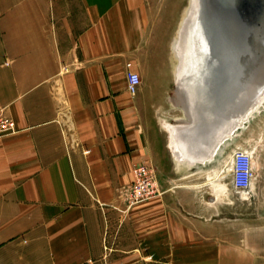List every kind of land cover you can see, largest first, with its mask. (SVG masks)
Here are the masks:
<instances>
[{
  "label": "crops",
  "instance_id": "crops-1",
  "mask_svg": "<svg viewBox=\"0 0 264 264\" xmlns=\"http://www.w3.org/2000/svg\"><path fill=\"white\" fill-rule=\"evenodd\" d=\"M137 13L134 0H0V106L17 127L0 138V264H98L118 215L157 261L264 264V226L232 228L214 211L229 190L210 168L218 150L178 160L153 104L129 93ZM135 164L161 193L129 211Z\"/></svg>",
  "mask_w": 264,
  "mask_h": 264
},
{
  "label": "bare ground",
  "instance_id": "bare-ground-1",
  "mask_svg": "<svg viewBox=\"0 0 264 264\" xmlns=\"http://www.w3.org/2000/svg\"><path fill=\"white\" fill-rule=\"evenodd\" d=\"M260 33H264V1L191 0L173 50L177 57L183 54L174 76L177 94L192 119L174 127L165 124L170 149L178 160L204 161L206 152L209 158L214 156L263 98V85L255 95L264 78V34L258 38ZM192 52L205 55L204 70L198 78L195 71L184 78L185 58L190 57L188 67L196 63ZM197 60L202 62L200 57ZM206 125L207 133L201 129Z\"/></svg>",
  "mask_w": 264,
  "mask_h": 264
},
{
  "label": "rangeland",
  "instance_id": "rangeland-1",
  "mask_svg": "<svg viewBox=\"0 0 264 264\" xmlns=\"http://www.w3.org/2000/svg\"><path fill=\"white\" fill-rule=\"evenodd\" d=\"M190 2L191 0H134V4L141 12L137 13V16L143 24L141 41L135 50L132 63L130 62L131 68L133 65L138 67L139 70L136 71L140 77V83L134 96L140 102L153 104L154 109L150 111L151 118L160 124L167 140H169V133L165 127L166 122L172 127L178 126L181 122H187L185 109L178 98L174 76L175 68L179 65L178 57H183V54L175 56L173 44ZM193 14L194 9H192V14H189L188 20ZM187 21L186 29L189 26ZM184 42L186 41L184 40ZM190 53L191 51H188V56ZM192 55L195 54L192 52ZM188 56L185 58L182 76L186 78L190 74H195V71L198 78L204 70L203 66L206 60L202 57L205 55H195L193 61L196 63L191 67L187 66L190 60ZM196 57H200L202 62L198 63ZM246 116L242 124L219 146L217 157L210 164V168H215L213 171L215 178L217 175L218 180L227 184L229 188L223 206L220 204L219 209H214V211L218 213L217 215L229 217L232 228L238 225L264 226V95L259 104L249 110ZM234 149H242L251 155L252 181L250 189L244 196L236 193L230 184L231 154ZM184 165L181 168L182 179L180 182L189 184L191 180L187 173L189 170ZM207 176L205 173L199 175V182H205ZM154 178L156 180L155 173ZM129 189L130 185L125 190L123 197L125 210L129 211L134 206L158 196L139 200L129 206L127 198ZM204 195L208 198L211 194L207 192ZM211 197L216 198L217 195L213 193ZM181 198L183 199L182 214L188 217L189 192L184 195L183 190ZM109 221L107 223L108 233L102 242V253L98 258V264H167L162 260L157 261L152 255L141 250L140 231L133 223H130L127 229L124 215H118L111 223ZM110 229L111 231H109Z\"/></svg>",
  "mask_w": 264,
  "mask_h": 264
},
{
  "label": "built area",
  "instance_id": "built-area-1",
  "mask_svg": "<svg viewBox=\"0 0 264 264\" xmlns=\"http://www.w3.org/2000/svg\"><path fill=\"white\" fill-rule=\"evenodd\" d=\"M127 66V89L135 94L140 83L139 73ZM17 131L15 121L7 113L6 107L0 106V138ZM133 180L127 192L129 206L139 200L159 195L153 170L145 164H135L132 167ZM252 181L251 155L242 149H234L231 154V187L241 196L247 194Z\"/></svg>",
  "mask_w": 264,
  "mask_h": 264
},
{
  "label": "water",
  "instance_id": "water-1",
  "mask_svg": "<svg viewBox=\"0 0 264 264\" xmlns=\"http://www.w3.org/2000/svg\"><path fill=\"white\" fill-rule=\"evenodd\" d=\"M260 2H263L264 0H259ZM261 34H263V33H260V35H258V38L260 37V36H262ZM242 59H243V57H241ZM243 63V62H242ZM250 76L249 77H247V80L248 81H250ZM247 80H245V82L247 81ZM245 82H244V84H245ZM261 84L259 85V87L258 88H256V90H255V95L257 94V93H259L261 90V87H262V85L264 86V78L262 77L261 78V80L259 81ZM178 98H179V96H178ZM180 99V98H179ZM181 100V99H180ZM181 103H182V101H181ZM183 107V106H182ZM184 109V108H183ZM189 109V108H188ZM184 112H185V115L187 116V119H189V120H191L192 119V116H191V113L188 111H186V110H184ZM201 129H203L204 131H205V133H207L208 132V126L206 125V127L204 126V127H201ZM211 130V129H210ZM233 132V131H232ZM207 143H210L211 144V139L209 138V139H207ZM218 147V146H217ZM207 151V150H206ZM205 151V152H206ZM206 158L204 159V160H206V159H211V158H213V155H211L212 157L211 158H209V155H208V153L206 152ZM203 161V160H202ZM201 162V161H200ZM195 163V162H194Z\"/></svg>",
  "mask_w": 264,
  "mask_h": 264
}]
</instances>
